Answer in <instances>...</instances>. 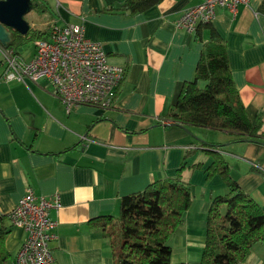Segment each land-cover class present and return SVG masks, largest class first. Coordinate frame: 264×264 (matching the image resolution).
Wrapping results in <instances>:
<instances>
[{"label":"crops","instance_id":"1","mask_svg":"<svg viewBox=\"0 0 264 264\" xmlns=\"http://www.w3.org/2000/svg\"><path fill=\"white\" fill-rule=\"evenodd\" d=\"M39 1L47 11L38 13L31 6L28 13L42 19L28 23L24 18L29 28L80 25L110 64L125 68V76L112 107L78 105L66 112L45 81L4 79L6 47L0 43V214L9 229L4 244L12 255L6 264H15L24 238L8 214L27 190L60 199L59 208L49 210L56 223L50 264H113L108 238L89 221L118 216L121 197L174 177L179 169L192 203L168 239L171 262L200 264L207 211L213 198L227 192L218 175L206 178L212 157L202 142L216 145L231 177L264 213V139L182 127L164 117L183 83L193 79L210 39L209 29L189 34L176 27V20L204 0H161L135 14L119 10L124 0ZM210 24L225 45L246 117L255 122L264 114V0H250L235 14L217 7ZM30 43V54L17 50L25 60L34 53ZM261 128L264 133V119ZM238 264H264V246L255 245Z\"/></svg>","mask_w":264,"mask_h":264},{"label":"trees","instance_id":"2","mask_svg":"<svg viewBox=\"0 0 264 264\" xmlns=\"http://www.w3.org/2000/svg\"><path fill=\"white\" fill-rule=\"evenodd\" d=\"M161 0H124L119 10L142 12ZM38 13L46 8L39 0H31ZM53 24L47 30L29 28L25 35L11 32L7 49H17L36 40H46ZM210 31V39L201 50L194 77L185 81L176 103L164 117L182 127H201L213 131H227L238 138L261 141L264 139V114L251 122L245 114L234 87L228 67L226 48L210 23L200 24ZM203 83V87L199 84ZM212 157L206 178L218 175L226 185L224 195L212 199L207 211L205 241L200 264H238L244 262L252 248L264 246V213L231 177L229 165L216 145L202 142ZM210 147V148H209ZM194 165V167H198ZM190 185L181 179V170L148 184L143 190L121 197L118 216L101 215L89 221L91 228H100L108 238L113 264H185L171 262L168 239L182 223L190 208ZM0 214V264L11 259L4 240L9 233Z\"/></svg>","mask_w":264,"mask_h":264},{"label":"built area","instance_id":"3","mask_svg":"<svg viewBox=\"0 0 264 264\" xmlns=\"http://www.w3.org/2000/svg\"><path fill=\"white\" fill-rule=\"evenodd\" d=\"M249 1L204 0L185 9L175 25L186 33H194L200 24L212 21L217 7L235 14L238 6ZM2 63L5 80L45 81L66 112L78 105L112 107L125 76V68L110 64L100 44L88 40L83 28L73 24H53L46 40L34 41V53L28 60L13 49L5 48ZM59 206L57 194L44 197L31 190L18 200L8 214L12 225L24 231L15 264H50L53 261L50 243L55 238L56 223L49 217V210Z\"/></svg>","mask_w":264,"mask_h":264},{"label":"water","instance_id":"4","mask_svg":"<svg viewBox=\"0 0 264 264\" xmlns=\"http://www.w3.org/2000/svg\"><path fill=\"white\" fill-rule=\"evenodd\" d=\"M32 9L30 0H0V43L7 47L11 41L12 29L24 35L29 26L24 15Z\"/></svg>","mask_w":264,"mask_h":264},{"label":"rangeland","instance_id":"5","mask_svg":"<svg viewBox=\"0 0 264 264\" xmlns=\"http://www.w3.org/2000/svg\"><path fill=\"white\" fill-rule=\"evenodd\" d=\"M24 18L26 19V21L28 23H30L31 20L33 19H42V16L40 17L38 14H36L35 12H30L28 14H26L24 16ZM43 27H45L46 25H42ZM31 48H32V43H28V44H24L21 46V48L19 47L17 50L18 52H20L22 55H26V53H29L30 54V51H31ZM200 87H203V83L200 84Z\"/></svg>","mask_w":264,"mask_h":264}]
</instances>
